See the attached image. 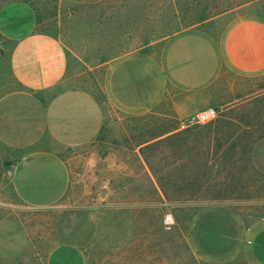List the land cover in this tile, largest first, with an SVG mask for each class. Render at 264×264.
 <instances>
[{"label": "rangeland", "instance_id": "obj_1", "mask_svg": "<svg viewBox=\"0 0 264 264\" xmlns=\"http://www.w3.org/2000/svg\"><path fill=\"white\" fill-rule=\"evenodd\" d=\"M0 1L27 4L67 49L44 100L91 105L61 100L62 124L98 125L79 144L45 138L42 157H0V264H264V70L225 63L181 89L165 67L186 34L222 51L231 25L264 21V0ZM0 87L16 88L8 70ZM207 108L214 121L189 122Z\"/></svg>", "mask_w": 264, "mask_h": 264}, {"label": "crops", "instance_id": "obj_2", "mask_svg": "<svg viewBox=\"0 0 264 264\" xmlns=\"http://www.w3.org/2000/svg\"><path fill=\"white\" fill-rule=\"evenodd\" d=\"M0 37L2 55L7 58L5 64L0 61V72L8 70L16 83L10 91L0 87V157L22 162L30 151L34 154L30 157H42L45 138L71 145L91 139L98 130L91 118L83 119V125L80 120L75 125L62 124L64 115L58 112L59 106L67 108L72 95L91 105L89 97L67 93L54 101L44 100L67 73L69 59L63 43L38 31L35 13L18 1H0ZM225 63L241 72L264 70V21L249 18L231 25L220 52L211 39L186 34L165 55L170 79L181 89L203 88ZM61 100L65 105H59Z\"/></svg>", "mask_w": 264, "mask_h": 264}, {"label": "built area", "instance_id": "obj_3", "mask_svg": "<svg viewBox=\"0 0 264 264\" xmlns=\"http://www.w3.org/2000/svg\"><path fill=\"white\" fill-rule=\"evenodd\" d=\"M218 116L214 108H207L196 113L191 119L190 123L193 125H202L214 121Z\"/></svg>", "mask_w": 264, "mask_h": 264}]
</instances>
